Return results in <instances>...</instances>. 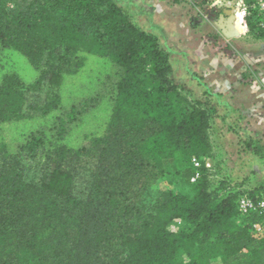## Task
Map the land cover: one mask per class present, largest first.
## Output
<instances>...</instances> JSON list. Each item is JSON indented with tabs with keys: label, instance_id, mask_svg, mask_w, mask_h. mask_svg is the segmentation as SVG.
<instances>
[{
	"label": "trees",
	"instance_id": "16d2710c",
	"mask_svg": "<svg viewBox=\"0 0 264 264\" xmlns=\"http://www.w3.org/2000/svg\"><path fill=\"white\" fill-rule=\"evenodd\" d=\"M244 3L243 26L264 37V0ZM18 54L37 72L34 81L22 78ZM88 55L117 66L103 133L78 147L64 142L87 101L16 151L0 143V264H177L181 253L179 264H264V214L240 213L241 190L219 198L211 189L204 160L213 158V108L184 93L158 36L116 0H0V122L31 117L30 93L76 75ZM61 106L56 83L37 110ZM34 161L41 179L29 175ZM169 168L191 192L151 191Z\"/></svg>",
	"mask_w": 264,
	"mask_h": 264
},
{
	"label": "rangeland",
	"instance_id": "374dc122",
	"mask_svg": "<svg viewBox=\"0 0 264 264\" xmlns=\"http://www.w3.org/2000/svg\"><path fill=\"white\" fill-rule=\"evenodd\" d=\"M116 1L123 4L120 0ZM167 2L187 3L184 8L177 10L178 15L183 13L187 16V26L207 38H212L219 30L220 34L216 38L220 46H223L222 41L226 38L235 46L234 48L229 45V48L246 54L244 79L252 78V81L258 84L260 81L264 82V37L257 36L243 26V18L247 11L244 0H167ZM122 6L125 8L126 5ZM125 9L134 19L132 11ZM226 9L236 14L237 34L233 37L225 36L218 26L220 16L222 14L225 17L228 16ZM17 58L22 78L28 83L34 81L37 72L27 62L28 60L26 61L27 58L20 54ZM171 59L174 65L175 57ZM235 59L240 60L239 57ZM173 74L177 82H184L181 83L184 86V93L192 100L200 99L206 107L213 108L210 132L213 142L214 168L210 177L211 189L219 198L237 190L247 194L254 192L256 196L264 195V124H252L246 120V115L242 112H228V102L213 99L208 91L203 92L204 87L192 84L191 81V84H188L185 80V72L181 71L180 67H177ZM197 75L200 80L205 79L202 74L197 73ZM117 79V66L106 58L88 55L84 68L76 75L47 79L39 90L30 93L31 106L28 107V112L31 113V117L20 121L0 122V143L4 142L11 151H16L28 134L39 129L51 128L56 118L65 116V111L70 106L74 105L81 109L83 104L89 101L87 111L81 113L68 125L64 138V142L69 146L84 145L91 136L103 133L109 119ZM56 83L61 91L62 106L54 112L42 115L37 107L42 103L46 92L55 88ZM239 103L243 104L244 99L241 98ZM37 164L36 161L28 163L29 175L32 178L41 179L44 169ZM176 170L169 168L164 176L154 182L151 191L167 188L178 192H191V185L186 176H177ZM67 182L65 176L60 178V187L66 188ZM169 228L177 230L178 224L173 223L169 225ZM184 260L186 256L181 253L176 258V263L179 264Z\"/></svg>",
	"mask_w": 264,
	"mask_h": 264
},
{
	"label": "crops",
	"instance_id": "0c3cea01",
	"mask_svg": "<svg viewBox=\"0 0 264 264\" xmlns=\"http://www.w3.org/2000/svg\"><path fill=\"white\" fill-rule=\"evenodd\" d=\"M120 1L132 11L134 20L142 28L158 36L170 58L175 57L174 70L180 67L185 72L188 84L192 82L204 87L203 92L208 91L213 99L228 102V112H242L252 124H264V82L258 84L252 78L244 79L246 54L229 48V45L233 46L231 40L224 38L223 46H220L216 38L220 34L219 30L213 35L215 39L205 36L204 39L192 31L186 24L187 16L183 13L178 15L177 11L187 3H171L167 0ZM197 73L205 79L200 80ZM241 98L244 99L243 104L239 103Z\"/></svg>",
	"mask_w": 264,
	"mask_h": 264
},
{
	"label": "built area",
	"instance_id": "2783aa9c",
	"mask_svg": "<svg viewBox=\"0 0 264 264\" xmlns=\"http://www.w3.org/2000/svg\"><path fill=\"white\" fill-rule=\"evenodd\" d=\"M262 5H264V3H262ZM193 163L194 166L196 168H199L203 165V161H201L198 158H194L193 159ZM204 165L213 170L214 168V161L212 157H207L204 160ZM200 175V171L198 170L196 172V174L191 178L192 181H195ZM238 208L239 211L242 215H246L249 214L253 211H257L261 214H264V195L260 196V197H253L247 193L242 194L239 199H238ZM181 220L177 219L176 220V224H180ZM255 227L257 229V231H261V224L260 223H256Z\"/></svg>",
	"mask_w": 264,
	"mask_h": 264
},
{
	"label": "water",
	"instance_id": "95a60500",
	"mask_svg": "<svg viewBox=\"0 0 264 264\" xmlns=\"http://www.w3.org/2000/svg\"><path fill=\"white\" fill-rule=\"evenodd\" d=\"M225 12L228 14V16L225 17V15L222 14L218 21V26L222 29L225 36L233 37L237 34L235 28L236 14L231 12L229 9H226Z\"/></svg>",
	"mask_w": 264,
	"mask_h": 264
}]
</instances>
